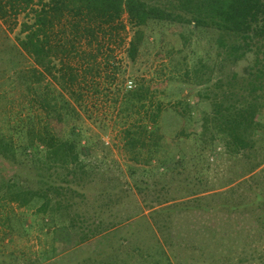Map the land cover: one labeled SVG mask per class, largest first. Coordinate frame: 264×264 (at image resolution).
Masks as SVG:
<instances>
[{
	"label": "rangeland",
	"instance_id": "rangeland-1",
	"mask_svg": "<svg viewBox=\"0 0 264 264\" xmlns=\"http://www.w3.org/2000/svg\"><path fill=\"white\" fill-rule=\"evenodd\" d=\"M124 22L128 24L127 17ZM181 33L172 28L157 40L149 37L133 64L127 55L133 36L128 27L98 57L100 71L79 88L84 97L78 107L85 148L81 160L90 167L87 184L93 192L83 209L88 218L98 213L107 223L123 225L82 244L78 230L54 226L51 215L43 218L37 208L5 205L0 209V264H264V166L251 173L254 157L230 155L219 142L210 148L209 138L198 137L206 109L201 88L176 80L169 53L196 50L198 56L214 59L216 47L206 35L192 37L185 31L184 40ZM18 34L19 29L12 34L0 21L4 133L20 115L36 113L26 87L16 79L17 73L33 68L14 49ZM108 49L115 52L109 61ZM73 65L81 73L87 69L77 60ZM115 67L121 69L116 82ZM129 83L133 92L151 86L157 94L148 103L150 109L163 106L162 150L150 165L133 163L125 147V129L139 120L119 112L117 102ZM188 103L195 110L183 117L179 111L184 113Z\"/></svg>",
	"mask_w": 264,
	"mask_h": 264
},
{
	"label": "trees",
	"instance_id": "trees-1",
	"mask_svg": "<svg viewBox=\"0 0 264 264\" xmlns=\"http://www.w3.org/2000/svg\"><path fill=\"white\" fill-rule=\"evenodd\" d=\"M0 21L12 34L19 29L14 49L33 63L16 79L36 110L9 123L7 133L0 130V209L37 208L39 216H52L54 226L78 230L82 244L123 225L84 212L93 192L87 184L90 167L81 160L85 148L78 107L84 100L79 88L101 69L98 57L128 27L133 36L127 55L133 64L148 38L157 40L166 29L177 28L184 40L185 31L210 38L214 59L196 50L169 53L176 80L201 88L206 109L198 137L209 138L210 148L219 142L230 155L254 157L251 173L264 166V0H0ZM114 53L108 49V61ZM75 60L87 64L83 73ZM115 71L116 82L121 69ZM155 93L144 84L135 92L126 90L117 102L126 118L139 117L124 131L135 164L150 165L162 150L163 106L153 111L148 105ZM194 110L188 103L179 114Z\"/></svg>",
	"mask_w": 264,
	"mask_h": 264
},
{
	"label": "built area",
	"instance_id": "built-area-1",
	"mask_svg": "<svg viewBox=\"0 0 264 264\" xmlns=\"http://www.w3.org/2000/svg\"><path fill=\"white\" fill-rule=\"evenodd\" d=\"M128 89H129V90H132V89H133V87H132V84H131V83H129V85H128Z\"/></svg>",
	"mask_w": 264,
	"mask_h": 264
}]
</instances>
